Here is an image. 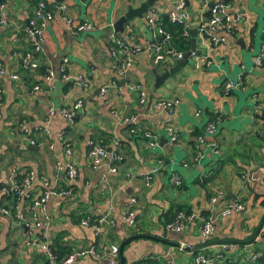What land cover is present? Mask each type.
I'll return each instance as SVG.
<instances>
[{
    "label": "crops",
    "instance_id": "obj_1",
    "mask_svg": "<svg viewBox=\"0 0 264 264\" xmlns=\"http://www.w3.org/2000/svg\"><path fill=\"white\" fill-rule=\"evenodd\" d=\"M36 1L1 2L6 6L4 16L7 17V24L0 29V66L5 71L0 75L3 91L0 100V186L7 183L12 171H32L35 177L29 193L40 195L44 191L43 180H54L55 164L64 157V143L72 145V160L78 169V176L72 184L73 194L50 197L45 205L50 219L47 230L49 246L58 244L68 253H74L95 245L101 253L100 246L103 244H116L120 248L124 241L130 239L121 251L124 264L138 261L140 264H166L168 261L192 264L193 252L174 243L183 247L201 243V223L187 225L178 232L166 229V217L178 207L190 210L204 220H212L214 233L210 239H249L264 214V184L260 182L264 169V61L261 64L256 62L260 50L254 42L255 27L260 21L257 5H262L264 0L263 3L261 0H224L244 15L238 33L226 43L210 47L209 42H202L197 36L196 49L201 50L199 56L203 63H198L195 74L185 80L191 79L202 86L208 98L217 99L205 108L204 105H197L196 97H187L182 88L177 90L176 95L163 97L160 93L165 89L159 86L158 95L152 97L156 88L153 89L151 70L155 66L151 55L142 49L144 40L140 38L143 31L132 30V25H138L134 21L132 25L127 22L123 32H116L112 27L127 9L128 4L122 6L120 0H115L111 8H108V0H62L66 15L75 21H86L93 28L72 33L58 13L43 33V50L34 61L37 67L25 66L23 57L30 44L24 30L33 17ZM143 1L140 0L137 6ZM175 1L162 0L158 3L162 8L160 14H167ZM215 1L187 0L190 18H198V21L205 19L209 5ZM198 11L201 12L198 14ZM196 23L192 24V28L196 27ZM103 28L109 29L110 35L96 36L95 33ZM115 36L139 50L133 56H136L135 63L125 79L127 83L117 80V86L110 87L102 97L98 95L100 87L115 80L114 59L109 53V45ZM263 40L264 37L259 42V48ZM61 51L64 53L60 69L65 63L68 72L84 75L85 86L64 81L61 72L49 86L46 84L44 73L53 69V58ZM211 60L218 66L222 65L219 62L227 63L230 74L218 67L211 73ZM39 66L45 72L36 69ZM220 73L223 75L218 81H222L214 82L213 78L219 77ZM11 74L18 75V79H12ZM233 75L241 77L243 84L237 90L225 92L222 85L233 81ZM144 78L150 79L151 89L143 81ZM130 81L139 83L146 91L144 105L139 103V95L132 94L135 90L129 88ZM173 82L171 78L165 85L171 87ZM36 86L39 89H35ZM246 89H251L250 93ZM171 98L179 100L169 118L170 126L178 137L173 145H170L165 130V112L153 108L156 100ZM77 99L83 101V107L69 120L61 109H72ZM51 107L55 108V113L49 116ZM197 111L199 115H196ZM213 116L217 117L216 130L212 134H204V154L196 162L195 135L203 134L205 124ZM129 117H134V122H123ZM19 123H24L28 130V134L24 133L26 136L16 131ZM45 123L48 124L47 131L44 130ZM131 128L137 129V132L131 133ZM144 131L157 136L156 148L147 145L142 134ZM90 142L106 148L117 144L122 159L118 160L115 172L108 171L107 163L97 168L90 166L87 160ZM158 161L161 167L156 175L152 173L155 176L146 185L143 175ZM170 166L174 170L168 175L167 168ZM251 172L250 180H246ZM172 176L180 177V186L172 183ZM212 197H217L214 204L210 203ZM130 198L136 199V222L132 227L126 226L122 220L124 207ZM234 199H239L245 210L223 213ZM0 201L3 202L1 196ZM26 202L25 198L20 200L22 209ZM202 211L206 213L201 214ZM104 214L114 225L111 228L104 224L99 234H95L93 227L80 223L86 216H91L94 221ZM37 216L42 217V212H37ZM261 231L256 238L260 243L264 242V226ZM39 234L38 229L30 233L19 229L11 217L0 214V264H49L46 253L40 247L26 245V241H37ZM251 244L211 246L207 252L212 254L223 249L226 258L239 261L253 250H259ZM73 264H108V259L103 254H85L76 257Z\"/></svg>",
    "mask_w": 264,
    "mask_h": 264
},
{
    "label": "built area",
    "instance_id": "obj_2",
    "mask_svg": "<svg viewBox=\"0 0 264 264\" xmlns=\"http://www.w3.org/2000/svg\"><path fill=\"white\" fill-rule=\"evenodd\" d=\"M53 2V0H48ZM35 11L33 17L27 22L25 27V38L30 44V49L25 51L23 57V63L28 67H37V64L34 62L36 57L42 53L43 46V33L46 29V26L49 22H52L55 18V11H59L63 17L64 24L66 28L72 33L85 32L93 28V25L84 21L79 22L75 21L70 16L66 15V6L63 1L53 6V10L48 9L47 0H37L35 2ZM6 6L0 4L1 16H0V29L7 24V17L4 16V9ZM208 14L206 19H200L196 28L198 29V37L203 41H208L210 45L216 46L219 44L226 43L230 38L236 35L240 22L243 20V14L239 11H236L232 8L226 1L217 0L211 5H209ZM160 11L156 8H150L145 14V22L150 31V38L145 39L142 43V49L148 52L152 57V63L156 67L167 68L171 63H168L167 58L172 57L173 62L182 57L183 52L175 48L172 43V34L170 30L166 29L159 23ZM168 19L171 23L181 24L183 28V34L189 36L190 29L192 25L190 23V15L187 9V3L185 0H176L174 6L171 10L167 12ZM264 22V18H263ZM262 34L264 37V24L262 27ZM139 49L131 48L123 38L119 36L113 37V43L109 45V53L114 59L113 69L115 74V80L112 81L109 85H103L100 87L98 95L105 96L107 91L112 86H117V80L123 79L125 81L128 70L132 66L134 59L133 56L136 51ZM256 62L261 64L264 61V40L260 44L259 54L256 56ZM209 63V62H208ZM207 63V64H208ZM196 68L198 63H196ZM1 67V66H0ZM2 68V67H1ZM0 68V75L4 74V69ZM61 78L74 85L85 86L86 79L82 74H75L68 72L66 69L65 63L60 69ZM12 79H18V75L11 74ZM55 76L51 69H47L44 73V79L46 84L49 86L54 80ZM126 84V81L124 82ZM243 82L241 77H239L238 82L226 81L222 88L225 92H229L234 87L239 88L242 86ZM131 90H135L138 93L139 103L144 105L146 102V91L139 83H130L128 84ZM35 89H39L37 86ZM3 97V91L0 86V100ZM179 100L177 98L171 99H158L153 103V108L165 112V130L169 135V142L173 144L177 141V132H175L169 123V116L178 105ZM83 107V101L77 99L72 109H61V113L69 120L73 119V116L78 113ZM55 113V108H49V116ZM196 115H199V111L196 112ZM1 120V116H0ZM134 117L124 118L123 122L132 123L134 122ZM217 120H208L204 126L203 134L195 136L197 155L195 161L198 162L204 152L205 138L204 134H212L216 130ZM48 124L45 123L44 130L47 131ZM16 131L20 134L27 132V129L24 127V123H19L16 125ZM131 133H136L137 129L131 128ZM145 138L148 139V146L155 148L158 145V138L154 133L150 131H144L142 133ZM62 136V135H61ZM29 138L31 144H34V141ZM63 138V137H62ZM61 141V137H60ZM64 141V140H63ZM203 147V148H202ZM64 157L61 160H58L55 164V173L54 180L50 182L48 180H43L44 191L40 195H31L29 193L31 185L33 183L35 174L32 171H27L21 173L22 177L20 180H17L18 171H12V174L7 181L0 186V196L3 197L5 202L0 201V214L5 217H11L13 221L16 222L19 229L27 228L26 232H32L33 230H40L39 239L26 241V245H31L35 247H40L44 253H46L47 261L49 264H73L76 257L85 254H91L94 256H99L103 254L108 259V264H119V246L116 244H111L109 246L103 244L100 246L101 253H98L95 245L78 250L74 253H69L67 256L59 259L56 254H54L48 244V235L47 230L49 227L50 219L46 213L45 205L50 197H66L72 196L73 194V182L78 176V169L72 160L73 148L72 145L68 142L64 143ZM122 159L121 155L117 150V144L113 145L110 150L102 144H95L90 142L87 149V160L92 168H97L103 164H108V171L115 172L117 167L116 164L118 160ZM161 163H158L152 167L151 170L145 173L144 181L148 185L152 179V173L160 169ZM246 180H250V177L247 175ZM171 181L174 185L180 186L182 181L178 176H172ZM260 182L264 184V169L262 170V175ZM26 199V204L23 205V209L19 202L21 199ZM11 202H8L7 200ZM217 200V197H212L210 203L214 204ZM136 203L135 198H130L126 203L123 210L122 220L124 224L128 227H132L136 222V215L134 204ZM9 204V206H7ZM245 210L244 204L239 199H234L228 204L224 209L223 213L231 212H242ZM37 212H42L43 216H37ZM201 223V241L205 242L210 240L214 233V225L212 220H204L201 216L194 212L179 210L175 213V216L171 221H169L165 228L170 231H181L187 225H191L197 222ZM80 223L85 226L93 227L95 234H99L102 231V226L104 224L113 228V221L110 220L107 214L98 216L96 220L92 221L91 216H86L80 220ZM220 254H217L215 258H210L204 255H197L192 264H217V260L220 258ZM257 254H253L251 258H255ZM166 264H174L173 261H168Z\"/></svg>",
    "mask_w": 264,
    "mask_h": 264
},
{
    "label": "rangeland",
    "instance_id": "obj_3",
    "mask_svg": "<svg viewBox=\"0 0 264 264\" xmlns=\"http://www.w3.org/2000/svg\"><path fill=\"white\" fill-rule=\"evenodd\" d=\"M114 1L115 0H108V8H111V7H114ZM140 0H130V1H127V0H120V4L122 5V6H125V5H127V4H131L132 6H137V3L139 2ZM162 1V0H161ZM161 1H156L153 5L157 8V9H159V11H162L161 9V7L158 5V3H160ZM196 2H201V0H196ZM261 2L263 3V0H261ZM90 4H92V3H90ZM82 8H84L83 6H81ZM202 9V8H201ZM201 11H198V14L200 13ZM257 12L259 13V17H260V21H259V24H258V26L257 27H255V30H256V35L254 36V42L255 43H257L258 44V50H260V48H259V42L262 40V37H263V34H262V27H263V24H264V22H263V18H264V3L261 5H257ZM207 14H205L204 16H206ZM243 16V20H244V15H242ZM205 19H206V17H205ZM243 20L241 21L242 23H243ZM136 22V23H138V25L137 26H134V25H132L133 23H131V22ZM198 21V18L197 19H191L190 20V23H191V25L192 24H195L196 22ZM240 22V23H241ZM129 23L132 25V30L133 31H136L137 29H140L141 31H143V35L141 36V40L143 41V40H145V39H148V38H150V32H149V30H148V27H147V25H146V22H145V20H144V18L143 17H141V18H139V17H134L131 21H129ZM129 24V25H130ZM197 24V23H196ZM240 25V24H239ZM92 33L94 34V32L92 31ZM238 33V30H237V32H236V34ZM107 34H109L110 35V30L108 29H105V28H103L101 31H97V33H95V35L96 36H99V35H107ZM236 36V35H235ZM206 42L208 43V41L206 40ZM208 46H210V44L208 45ZM210 47H213V46H210ZM63 53H64V51H61L58 55H56L53 59V65H52V67H53V72H54V74H55V77L57 78L58 76H60V71H59V69H60V61H61V59H62V56H63ZM136 57V56H135ZM135 57H133V59H134V62H133V64L135 63ZM167 60H168V63H173V58L172 57H168L167 58ZM211 69H210V72L211 73H214L215 71H217V67H218V69H221L223 72L225 71L226 72V74H230L229 72H228V70H227V63H226V65H224L223 64V62H219L220 64H222V65H217L216 63H214L212 60H211ZM196 63H203V59L202 58H200V56L199 55H192V56H190L189 57V59H188V61H187V63H185V64H183V70L181 71V72H178V73H176L173 77H172V79H173V84H172V86L171 87H169L168 85H165L164 84V86H160V87H163L162 89H165V91L164 92H159L161 95L160 96H163V97H168V96H171V95H176V94H178L177 93V90H179V88H182V91H186V95H188L187 97H190V96H192V98L193 97H196L197 99H198V102H197V105L199 106V107H202L203 105H204V108L205 107H210V104L212 105L214 102H217V99L215 98V97H212V98H208L207 96H206V94L203 92V88H202V86L200 87L199 86V84H197L196 82H194V81H192L191 79H189L190 78V76L191 75H194L195 73H194V70H196L195 68V65H196ZM133 64H132V66H133ZM131 66V67H132ZM131 67L129 68V70H128V73H129V71H130V69H131ZM218 75H220L219 77L217 76V77H215V78H213V81L214 82H216V81H218V79L223 75V73H220V74H218ZM237 75V74H236ZM187 77H189L187 80H185V78H187ZM222 78H224V77H222ZM221 78V79H222ZM232 78H233V81L236 83V82H238V79L239 78H236L235 77V75H233L232 76ZM150 79H151V77H150ZM150 79L149 78H144V80L143 81H145V83H146V85L148 86V88L149 89H151V87H152V84H150ZM220 81H222V80H219L218 82H220ZM133 81H130V83H132ZM182 84V85H180V86H177V84ZM225 83V82H224ZM223 83V84H224ZM160 87H158V89L156 90H153V94H152V97H155V96H153V95H158L157 93V91L160 89ZM234 90H237L238 88L237 87H234L233 88ZM250 90L251 89H246V91L248 92V93H250ZM132 91H134V90H132ZM181 91V92H182ZM132 94L133 95H135L136 96V94L138 95V93L136 92V91H134V92H132ZM185 95V96H186ZM225 106V105H224ZM167 133V132H166ZM168 135V134H167ZM169 137V136H168ZM146 139V142H147V145H148V139L147 138H145ZM170 145H173V144H170ZM204 147V146H203ZM202 147V148H203ZM151 148V147H150ZM156 148V147H155ZM173 166V165H172ZM172 166H170V167H168L167 168V172H168V175H170L171 174V171H173L174 170V168L172 167ZM179 171H180V169H179ZM155 173H157V172H154V174ZM154 174H152V176H155ZM252 246H254L255 248H258V249H262V250H264V242H258L257 240L256 241H254L252 244H251Z\"/></svg>",
    "mask_w": 264,
    "mask_h": 264
},
{
    "label": "water",
    "instance_id": "obj_4",
    "mask_svg": "<svg viewBox=\"0 0 264 264\" xmlns=\"http://www.w3.org/2000/svg\"><path fill=\"white\" fill-rule=\"evenodd\" d=\"M156 1H161V0H144L143 2H141L138 6L134 7L131 4L127 5V9L126 11L120 16L118 17L114 23L112 24L113 30L116 32H123L124 31V27L127 24V22H129L130 20H132L134 17H143L144 13H146L150 8H154V3ZM187 3V0H185ZM211 5V4H210ZM197 35H198V29L196 27H193L190 29V49L183 52L182 57L176 59L172 63L167 67V68H158V67H153L152 74L154 76V82H153V89L158 88L159 86H162L165 84V82L169 79H171L176 73L181 72L183 70V64L187 63L188 59L190 56L192 55H199L201 53V50L196 49V45H197ZM241 43V39H239ZM201 58V57H200ZM161 69L162 71L157 70ZM121 83H124L125 81L123 79L120 80ZM127 83V82H126ZM130 84V83H128ZM173 112V111H172ZM172 114V113H171ZM170 114V115H171ZM170 118V116H169ZM176 142V141H175ZM174 142V143H175ZM162 142H160L159 145H161ZM111 147H107V150H110ZM251 176H252V172H251ZM252 182L254 183L255 181L252 179ZM264 226V214L262 215L259 223L256 225L255 229L253 230V233L250 235L249 239L241 241V240H237V239H210L208 241L205 242H201L198 243L196 245H186V246H181L179 243H174L176 246L181 247V249H184L186 251H190L193 252L195 250H201V249H205L211 246H229L232 244H251L254 242V240H256V238L258 237V235L261 234V230L262 227ZM24 231H27V228H24ZM136 238L133 237V239ZM130 239H127L126 241H124L119 248V253H120V264H124V258L121 255V251L123 248V245ZM47 264V263H46Z\"/></svg>",
    "mask_w": 264,
    "mask_h": 264
},
{
    "label": "trees",
    "instance_id": "obj_5",
    "mask_svg": "<svg viewBox=\"0 0 264 264\" xmlns=\"http://www.w3.org/2000/svg\"><path fill=\"white\" fill-rule=\"evenodd\" d=\"M62 0H53V2H49L47 0V3H48V9L49 10H53V6L55 4H58L60 3ZM1 2H3V0H0V4ZM60 13L59 11H55V16ZM159 23L164 26L166 29L170 30L171 34H172V40H171V43L172 45L177 48L179 51L181 52H185L187 50L190 49V42H189V39H190V34L189 36H185L183 34V26L181 24H177V23H171L168 19V16L167 14H162L160 16V19H159ZM29 50V49H28ZM38 57V56H37ZM38 69L39 71L41 72H45L44 68L43 67H38L36 68ZM209 120H217V117L216 116H213V117H210ZM199 135V134H197ZM195 135V136H197ZM117 165V163H115ZM22 177L21 173L18 172V176L16 177L17 180H20ZM3 202H5V200L3 199V197H1ZM6 203V202H5ZM262 205L264 206V200L262 201ZM9 206V204L7 205ZM181 207H178L176 209L175 212H173L171 215L167 216L166 219H165V222L164 224L166 225L169 221H171L173 219V217L175 216V213L180 210ZM190 211V210H188ZM206 212L205 211H202L201 214H205ZM136 218V217H135ZM93 221V220H92ZM138 238V237H137ZM51 251L54 253V254H57L58 258L59 259H62L63 257L67 256L69 253L66 249L62 248V247H59V245H51L50 247ZM208 248H205V249H201V250H195L193 251V259L197 256V255H204V256H208L210 258H215V256L217 254H220V258L219 260H217V264H264V250L262 249H259V250H253L251 253L253 254H257V256L255 258H251V255L248 253V255H245V258L242 260L239 259V261H233V259H230V258H226L224 253L225 251L223 249H221V251L219 252H216V253H210L208 254L209 252H207ZM67 253V254H66ZM192 259V260H193ZM141 262L138 261V262H135L133 264H140ZM120 264V263H119Z\"/></svg>",
    "mask_w": 264,
    "mask_h": 264
}]
</instances>
